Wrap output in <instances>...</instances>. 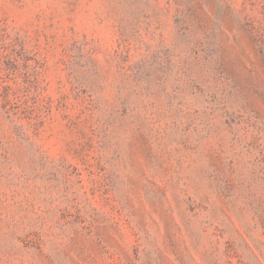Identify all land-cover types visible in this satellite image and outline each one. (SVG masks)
<instances>
[{"label": "rangeland", "instance_id": "1", "mask_svg": "<svg viewBox=\"0 0 264 264\" xmlns=\"http://www.w3.org/2000/svg\"><path fill=\"white\" fill-rule=\"evenodd\" d=\"M0 264H264V0H0Z\"/></svg>", "mask_w": 264, "mask_h": 264}]
</instances>
